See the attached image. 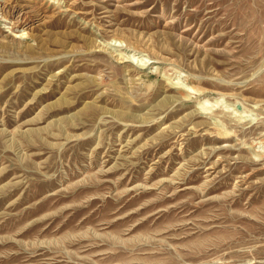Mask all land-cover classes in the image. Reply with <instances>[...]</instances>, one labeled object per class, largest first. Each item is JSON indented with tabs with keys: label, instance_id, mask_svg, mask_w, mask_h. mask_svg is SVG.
<instances>
[{
	"label": "rangeland",
	"instance_id": "1",
	"mask_svg": "<svg viewBox=\"0 0 264 264\" xmlns=\"http://www.w3.org/2000/svg\"><path fill=\"white\" fill-rule=\"evenodd\" d=\"M0 264H264V0H0Z\"/></svg>",
	"mask_w": 264,
	"mask_h": 264
},
{
	"label": "bare ground",
	"instance_id": "2",
	"mask_svg": "<svg viewBox=\"0 0 264 264\" xmlns=\"http://www.w3.org/2000/svg\"><path fill=\"white\" fill-rule=\"evenodd\" d=\"M23 33H15L14 36L20 37ZM144 58V57H143ZM140 60V59H139ZM144 60V59H143Z\"/></svg>",
	"mask_w": 264,
	"mask_h": 264
}]
</instances>
